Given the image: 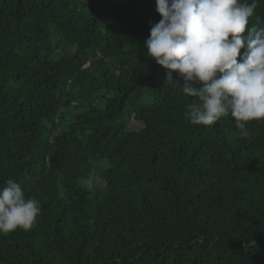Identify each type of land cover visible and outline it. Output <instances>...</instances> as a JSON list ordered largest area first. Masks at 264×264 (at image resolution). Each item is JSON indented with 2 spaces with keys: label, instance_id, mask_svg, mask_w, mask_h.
Segmentation results:
<instances>
[{
  "label": "trees",
  "instance_id": "trees-1",
  "mask_svg": "<svg viewBox=\"0 0 264 264\" xmlns=\"http://www.w3.org/2000/svg\"><path fill=\"white\" fill-rule=\"evenodd\" d=\"M160 19L155 0H0V186L41 205L0 264H264V120L191 125L146 55Z\"/></svg>",
  "mask_w": 264,
  "mask_h": 264
},
{
  "label": "clouds",
  "instance_id": "clouds-1",
  "mask_svg": "<svg viewBox=\"0 0 264 264\" xmlns=\"http://www.w3.org/2000/svg\"><path fill=\"white\" fill-rule=\"evenodd\" d=\"M155 3L161 19L144 41L146 55L166 70L165 84L190 98V124L212 125L230 115L247 138V122L264 120V20L255 14L257 0ZM83 183L93 190L103 180L92 170ZM40 212V201L26 197L15 179L0 186V233L30 229Z\"/></svg>",
  "mask_w": 264,
  "mask_h": 264
},
{
  "label": "rangeland",
  "instance_id": "rangeland-1",
  "mask_svg": "<svg viewBox=\"0 0 264 264\" xmlns=\"http://www.w3.org/2000/svg\"><path fill=\"white\" fill-rule=\"evenodd\" d=\"M134 126L140 127L141 124L136 123V124H134ZM101 186H102V185H101Z\"/></svg>",
  "mask_w": 264,
  "mask_h": 264
}]
</instances>
